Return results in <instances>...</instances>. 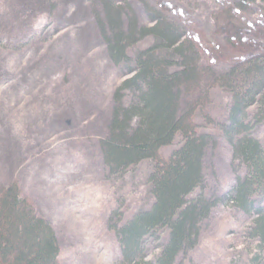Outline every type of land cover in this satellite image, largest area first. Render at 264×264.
Segmentation results:
<instances>
[{"label":"trees","instance_id":"16d2710c","mask_svg":"<svg viewBox=\"0 0 264 264\" xmlns=\"http://www.w3.org/2000/svg\"><path fill=\"white\" fill-rule=\"evenodd\" d=\"M12 1L19 10L0 14V38L25 7L53 11L59 4ZM137 1L149 24L140 22L130 0H82L107 60L124 77L96 140L101 165L120 177L144 159L151 162L149 208L126 216L117 205L108 218L120 264H182L179 257L196 246L221 199L251 217L247 235L256 252L250 259L258 263L264 256V142L252 131L264 120V23L258 21L264 0H221L209 13V35L176 4ZM145 38L149 43L139 46ZM220 93L229 97L223 119L215 114ZM218 137L230 145L236 171L232 188L219 198L202 193ZM174 141L175 148L161 152ZM196 189L201 192L192 195ZM33 202L19 180L0 184V264H58L54 229Z\"/></svg>","mask_w":264,"mask_h":264},{"label":"rangeland","instance_id":"374dc122","mask_svg":"<svg viewBox=\"0 0 264 264\" xmlns=\"http://www.w3.org/2000/svg\"><path fill=\"white\" fill-rule=\"evenodd\" d=\"M130 1L140 22L149 24L142 4ZM166 1L181 7L187 22L207 35L209 13L222 3ZM12 5V0H0V14L15 15L19 9L14 12ZM24 9L0 38V184L17 179L32 197L37 212L56 234L58 264H120L118 243L108 227L111 212L121 205L131 216L149 208L152 201L147 192L150 160L115 177L104 171L97 152L110 95L124 77L107 60L85 2L59 0L53 11ZM149 40L145 38L139 46ZM214 102L216 116L223 119L228 95L220 93ZM252 135L264 142V120ZM176 146L174 141L161 152ZM230 149L224 138H217L206 159L203 194L219 198L232 188L236 171ZM197 192L201 191L196 189L192 195ZM250 222L248 214L221 199L202 226L196 246L180 261L264 264L263 255L258 263L250 259L256 252L255 241L247 235ZM164 236L165 231L160 238Z\"/></svg>","mask_w":264,"mask_h":264}]
</instances>
